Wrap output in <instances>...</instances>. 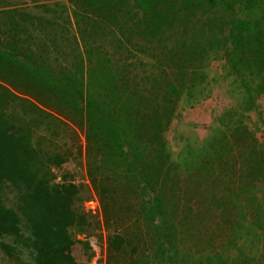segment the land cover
<instances>
[{"label":"trees","instance_id":"1","mask_svg":"<svg viewBox=\"0 0 264 264\" xmlns=\"http://www.w3.org/2000/svg\"><path fill=\"white\" fill-rule=\"evenodd\" d=\"M73 2L79 39H67L69 66L55 68L21 42L5 43L0 30V78L32 83L82 115L103 221L128 217L108 238L105 264H264L257 190L264 146L243 116L227 114L203 154L186 164L187 182L198 190L219 192L218 181L225 184V195L210 205L184 189L165 139L178 103L205 96V68L222 52L225 74L246 90L241 112L255 108L264 95V0ZM62 128L75 139L67 123L0 84V251L13 264H79L72 254L77 236L101 225L82 209V187L57 183L55 169L73 155L59 146ZM213 222L226 232L209 252L201 246L215 241ZM85 246L91 262L96 253Z\"/></svg>","mask_w":264,"mask_h":264},{"label":"rangeland","instance_id":"2","mask_svg":"<svg viewBox=\"0 0 264 264\" xmlns=\"http://www.w3.org/2000/svg\"><path fill=\"white\" fill-rule=\"evenodd\" d=\"M74 0H0V30L4 34V42L14 45L13 42L19 41L25 50H29L31 55L36 54L46 59L53 67L65 66L69 64L64 60V55L68 50V40L79 39L77 28L74 25ZM71 23L68 24V19ZM67 27L70 31H67ZM17 35V36H15ZM53 35L58 42L49 38ZM49 36V37H48ZM21 39V40H18ZM225 54L213 58L206 66L205 73L209 84L206 83L205 96L197 100H190L184 97L177 105L176 113L172 124L165 133V139L169 145L173 160L178 163L180 177L184 189L190 191L194 196L203 195L202 200L209 205L213 197L224 196L225 184L218 181L219 192L209 189L202 185L198 190L197 185L189 183L186 179V164L192 163L194 158H199L207 144L217 129L224 123H228L227 114L239 113V118L243 116L245 127L249 129L260 145L264 146V95L255 99V108L243 114L241 105L245 101V87L241 81H234L225 74ZM59 69H62L59 67ZM0 84L8 88L15 95L24 98L50 115L61 119L67 123L74 131L73 136L64 135V128L61 130V140L59 146L63 149H71L72 156L61 168L55 169L58 177L57 183L67 180L82 187L83 197L87 199L82 205V209L91 214L96 221L101 222L98 229L88 235H78L77 243L72 249V254L79 264H105V250L108 238L114 233L118 226L128 220L126 214L119 213L118 217L113 216L112 223L107 226L103 221V205L97 193L94 192L88 176L89 153L86 141L82 115H75L69 109L61 106L49 94L34 86L16 79L5 80L0 78ZM234 120L237 115H233ZM225 128V127H224ZM77 136V137H76ZM79 146V147H77ZM210 153H215V149L210 148ZM231 162L235 163L238 159L234 154ZM225 160V159H224ZM224 161L222 168L225 167ZM217 176L226 177L225 172L216 167ZM230 175V172H229ZM226 180H229L226 177ZM258 194L264 199V181L257 186ZM198 191V193H193ZM224 198V197H223ZM209 217L213 221H218V214L212 217L215 211L209 208ZM114 214V213H112ZM224 222V220H222ZM210 225V233H214L215 241L201 246V249L209 252L215 245H220L219 237L222 232L225 235V224ZM225 223V222H224ZM137 233L134 232L132 237ZM195 244V239L193 240ZM85 244L92 247L96 256L89 262L90 250ZM192 249V253L199 251ZM123 260L124 257H123ZM0 264H13L0 251Z\"/></svg>","mask_w":264,"mask_h":264},{"label":"built area","instance_id":"3","mask_svg":"<svg viewBox=\"0 0 264 264\" xmlns=\"http://www.w3.org/2000/svg\"><path fill=\"white\" fill-rule=\"evenodd\" d=\"M97 264V263H96Z\"/></svg>","mask_w":264,"mask_h":264}]
</instances>
